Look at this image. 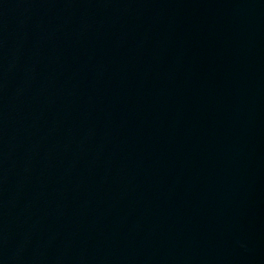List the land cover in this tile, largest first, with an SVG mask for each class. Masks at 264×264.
Here are the masks:
<instances>
[{
    "label": "water",
    "instance_id": "1",
    "mask_svg": "<svg viewBox=\"0 0 264 264\" xmlns=\"http://www.w3.org/2000/svg\"><path fill=\"white\" fill-rule=\"evenodd\" d=\"M0 264H264V0H0Z\"/></svg>",
    "mask_w": 264,
    "mask_h": 264
}]
</instances>
